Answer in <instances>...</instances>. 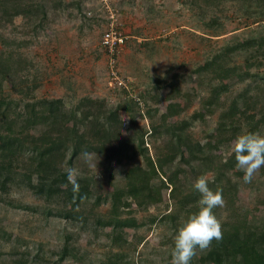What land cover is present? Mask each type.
Instances as JSON below:
<instances>
[{
  "label": "rangeland",
  "instance_id": "1",
  "mask_svg": "<svg viewBox=\"0 0 264 264\" xmlns=\"http://www.w3.org/2000/svg\"><path fill=\"white\" fill-rule=\"evenodd\" d=\"M112 12L127 36L119 69L128 90L111 85L101 46ZM0 52L12 57L17 73L0 87V100L23 107L63 99L67 109H94L99 129L109 131L89 138L91 146L105 145L95 166L82 158L74 166L59 163L88 179L89 199L79 203L71 200L72 188L51 201L36 195L21 155L20 175L6 191L0 188V264H171L174 236L187 219L177 204L199 176L214 181L213 165L231 156L233 140L253 123L247 116L260 119L264 112V0H0ZM139 98L144 108L118 109ZM114 112L118 120L106 125ZM183 123L193 150L183 148L167 175L153 176L149 157L156 164L172 154L165 126ZM5 134L0 127L1 142ZM198 145L210 153L206 164L193 161ZM133 167L156 189L157 202L139 205L126 193ZM173 171L174 184L166 180ZM243 175L222 171L221 185L210 188L222 193L223 206L213 209L221 229L264 220V167L249 183ZM163 181L166 188L158 191ZM67 213L90 223L116 220L112 227H82ZM205 252L198 250L190 264L206 256L222 264L221 256Z\"/></svg>",
  "mask_w": 264,
  "mask_h": 264
},
{
  "label": "trees",
  "instance_id": "2",
  "mask_svg": "<svg viewBox=\"0 0 264 264\" xmlns=\"http://www.w3.org/2000/svg\"><path fill=\"white\" fill-rule=\"evenodd\" d=\"M102 48L105 50L104 46ZM11 63H13L12 57L4 56L0 52V87H3L5 82H13L14 76L17 74L16 72L13 73ZM119 75H121V71H119ZM119 89L126 90L125 88ZM138 100H135L136 103L134 102V104L131 102V104L123 105L118 109L131 111L134 106L142 103L140 98ZM143 100L146 103L145 97ZM21 103V101L9 99L7 101L0 100V127H3L6 133L4 135V137L6 136L5 141H0V188L2 191H6L8 185L15 181V177L20 175L16 165L21 155H23L28 158L29 162L26 173L23 176L29 180L32 179L33 185L31 188L36 195L51 201L59 195L68 193L72 188L71 200L77 203L88 200L90 196L88 179L83 177L76 178L78 188L74 190L73 185L68 182L66 171L60 169L59 163L74 166L76 160L81 158L80 154L82 151L105 152L104 143L101 146L94 147V145H90L89 139L93 137L94 139L106 138L109 134L106 128H104V132L99 129V123L101 122L99 114L94 112V109L87 107L67 109L63 99H36L24 102L23 107H21ZM141 105L144 108L145 105L143 103ZM247 118L252 119L253 123L245 134L258 133L261 135L264 129V112L260 119H256V116H247ZM117 120L118 114L114 112L106 117L105 124H113ZM188 124L183 123L174 127L165 126L166 134L170 135L171 138L169 142L172 154L166 158L162 157L156 164L149 157V168L153 176L167 175L166 169L169 167V163H174L177 154L183 148L191 147L193 150L191 141L184 134ZM223 129V126H221L220 130ZM153 130L155 131V129ZM236 131L240 132V129L236 128ZM92 133L94 134L93 137ZM143 145L144 140L141 139L139 148L142 151H144ZM198 146L200 154L196 155L192 152L193 161L200 165L206 164L210 153L205 151V146ZM109 157L111 160L112 156L108 155L107 159ZM235 165L236 161L233 153L221 164L213 165L214 181L208 184V187L212 189L214 186L221 185L224 180L222 171H234L236 170ZM139 171H141L139 167H133L126 171V179L128 180L126 193L135 198L139 205H144L146 201L155 203L157 191L155 189L154 193L148 183L144 182L145 177ZM177 172H171L166 180L174 184L173 178ZM167 181H163L158 191L166 188L165 182ZM63 185H67V187H62ZM199 199V192L193 189L177 204L178 214L184 212L186 217H188L196 212ZM65 216L78 221L82 227L89 224L92 225V222L98 228L112 227L116 220L115 216L109 220L96 218L90 223L89 218L72 217L68 213ZM172 219L175 220L176 217ZM221 232V239L218 241L213 240L210 247L206 249L205 254L215 253L221 256L222 264H264V220H255L250 223L244 221L225 225ZM69 251V246L65 245L62 255L66 258L69 255ZM206 257L202 264H211V260ZM197 260L196 264H201L199 259Z\"/></svg>",
  "mask_w": 264,
  "mask_h": 264
},
{
  "label": "clouds",
  "instance_id": "3",
  "mask_svg": "<svg viewBox=\"0 0 264 264\" xmlns=\"http://www.w3.org/2000/svg\"><path fill=\"white\" fill-rule=\"evenodd\" d=\"M231 151L236 161V170L244 174L243 181L251 182L254 175L264 167V136L258 133L238 135L232 142ZM80 155L90 166H95L92 161L96 153L82 151ZM65 171L68 182L75 190L78 188V169L71 167ZM193 188L200 194L198 210L190 214L179 226L174 236L171 264H190L198 250H206L213 240L218 241L222 237L221 224L213 213V209L224 204L221 191H212L208 187L206 176L203 175L195 180Z\"/></svg>",
  "mask_w": 264,
  "mask_h": 264
},
{
  "label": "built area",
  "instance_id": "4",
  "mask_svg": "<svg viewBox=\"0 0 264 264\" xmlns=\"http://www.w3.org/2000/svg\"><path fill=\"white\" fill-rule=\"evenodd\" d=\"M126 42L127 36L122 31L116 14L114 12L110 13L107 28L102 38V46L105 47L107 55L111 85L114 88H125L128 90V83L119 75V55L121 50L125 47Z\"/></svg>",
  "mask_w": 264,
  "mask_h": 264
}]
</instances>
